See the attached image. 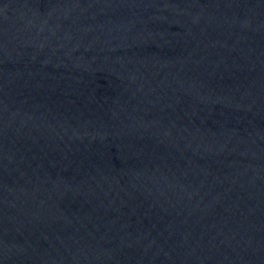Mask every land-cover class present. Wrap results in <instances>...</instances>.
Returning a JSON list of instances; mask_svg holds the SVG:
<instances>
[{"label": "water", "instance_id": "water-1", "mask_svg": "<svg viewBox=\"0 0 264 264\" xmlns=\"http://www.w3.org/2000/svg\"><path fill=\"white\" fill-rule=\"evenodd\" d=\"M0 264H264V0H0Z\"/></svg>", "mask_w": 264, "mask_h": 264}]
</instances>
